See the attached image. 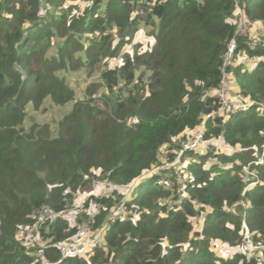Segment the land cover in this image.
Wrapping results in <instances>:
<instances>
[{
    "label": "trees",
    "instance_id": "16d2710c",
    "mask_svg": "<svg viewBox=\"0 0 264 264\" xmlns=\"http://www.w3.org/2000/svg\"><path fill=\"white\" fill-rule=\"evenodd\" d=\"M42 1L44 17L37 15L39 0H0V264H30L33 258L16 232L34 226L42 209L54 214L46 236L53 243L68 241L77 227L61 213L97 178L135 181L127 207L138 217L109 221L104 243L88 258L41 247L48 264H264V254L247 258L234 250L221 257L211 247L214 239L235 247L243 224L255 241H264V157L256 164L254 156L264 150V31L257 32L253 47L245 36H235L234 65L228 69L235 91L255 104L205 122V139L222 138L235 150L184 153L181 162L186 155L192 159L182 167L188 172L182 188L175 171V178L146 176L160 163L163 144L218 108L235 11L262 23L264 0ZM67 2L68 13L51 14L52 4ZM79 2L87 3L82 8ZM135 8L142 14L131 16ZM139 21L153 40L149 50L139 51L132 41ZM131 41L130 50L123 49ZM119 52L120 64L109 67ZM240 55L255 60L252 68L238 61ZM97 64L103 65L101 83H90L85 97L77 98L59 73ZM99 86L104 90L96 95ZM66 104L70 110L54 131L39 121L38 112ZM209 158L215 160L205 167ZM246 164L259 181L248 189L241 177ZM173 191L176 202L166 206L162 200ZM95 201L103 206L97 225L113 204L104 196Z\"/></svg>",
    "mask_w": 264,
    "mask_h": 264
},
{
    "label": "rangeland",
    "instance_id": "374dc122",
    "mask_svg": "<svg viewBox=\"0 0 264 264\" xmlns=\"http://www.w3.org/2000/svg\"><path fill=\"white\" fill-rule=\"evenodd\" d=\"M39 6L43 4L42 0ZM67 3H56L52 4L51 7V14L54 16H57L60 12L63 13H68V8H67ZM85 3L87 2H79L80 7H84ZM45 7V6H44ZM136 9V8H135ZM134 9V10H135ZM39 10V7H38ZM37 10V12H38ZM46 10V8H45ZM133 10V11H134ZM46 13L48 15V9L45 11V13L39 17H44L46 16ZM139 13H132L131 16H139ZM144 18V16H142ZM138 30L136 31V34L133 37L132 41L138 42L140 47L139 51H145L149 50L151 47V44L153 43V40L151 37L146 35V32L144 30V24L143 21H139L138 23ZM107 34V32H105ZM55 40H60V39H55ZM82 41L88 43L86 40L83 38L81 39ZM128 42L123 46V49L125 50H130L131 45L133 42ZM56 49V45H53L51 48V51ZM121 51V50H120ZM121 52H119L117 55H115L113 58H111L108 62L109 67H113L116 65H119L121 62V58L119 57ZM256 59V58H255ZM239 60H244V62H249V61H255L254 59H243V57L240 55ZM243 62V63H244ZM238 63V62H237ZM103 66L101 64H97L96 67L92 70H87L85 68L76 70V71H62L59 74L64 77V79L67 81V83L73 88L74 93L77 98H84L85 97V89L86 87L92 83L95 82L97 84L101 83L100 78H99V72H100V67ZM104 88L102 86H99V90L97 91L96 95H99ZM49 99L46 100L48 102ZM70 104H66L64 106H54L47 108L43 112H38L33 110L34 112H38V119L39 121H45L48 122L51 125V129L54 131L56 129L57 123L56 121L61 118L67 111L70 110ZM133 120V119H132ZM31 119H27L26 121V126L29 125ZM215 139V138H213ZM213 142H215L213 140ZM214 152H221V153H231L232 147L228 145H224L220 142L214 143L213 144ZM218 148H217V147ZM199 155V154H197ZM182 156H180L181 160ZM184 161H190V159L187 158V155L184 156L183 158ZM182 160V161H183ZM214 160V159H213ZM186 162V163H187ZM175 167L173 170L165 173L163 176L168 175V176H174L175 178V173L174 171L179 175V170L176 169ZM184 169V168H183ZM95 174H99V170H94ZM188 172L186 171L181 172V175L184 176V178L188 177ZM259 182V181H258ZM128 188H130V184H116L111 181H109L106 178L102 179H94L89 185H87L83 189H79V191L75 194L72 202L69 204L67 208L63 211V218L67 220L68 224L70 227H77L76 233L73 234L68 240H72V242L76 243H81L87 241L89 238H91L95 233H97L98 230H100L104 224L107 221L108 214L110 210L114 207V205L121 199V198H126L127 201H129L132 198V193H128ZM135 190V188H134ZM171 196L168 198H164L162 202L166 206H171L174 205L175 199L171 198L173 196L176 197V192L173 191V193L170 194ZM101 196V197H107L109 198L113 204L112 208L109 210L108 213L105 214L103 217L102 221L99 224L96 223V217H97V212L103 208L102 203L95 201V198ZM184 194L183 192H180V197H183ZM100 204L101 206L97 208V205ZM137 214L136 210H132L131 207H127V216ZM137 216V215H136ZM53 218V212L51 210H46L42 209L37 216L36 219V224L34 226H27V227H22L16 232V237L17 239L25 246L27 250L26 253L31 255L33 260L30 262V264H48L45 259L41 257V251L40 248L43 247L46 243H49L52 239L51 237H47V233L49 232L48 226ZM135 216H133V219ZM194 220H197L196 225L193 227L198 228L199 225L201 224L202 217L200 215L196 216ZM75 227V228H76ZM41 228L43 229V232H41ZM242 230V229H241ZM211 247L215 254L217 256L221 257H226L231 254V252L234 250L233 247H231L228 243L219 241L217 239H214L212 241Z\"/></svg>",
    "mask_w": 264,
    "mask_h": 264
},
{
    "label": "built area",
    "instance_id": "2783aa9c",
    "mask_svg": "<svg viewBox=\"0 0 264 264\" xmlns=\"http://www.w3.org/2000/svg\"><path fill=\"white\" fill-rule=\"evenodd\" d=\"M146 3L148 4V2ZM45 11H46L45 7L40 5L37 15L41 16L40 14L43 15ZM135 12L139 13L140 15L142 14L140 8H136L133 11V13ZM233 21L236 23L235 34L230 39L227 46V50L223 55L222 64L220 68L221 76L216 91V97L219 103L218 108L216 110L204 114L199 124L196 127L186 130L185 132L172 137L170 142L163 144L160 150L161 151L160 163L154 165L150 170H148V172H146V176H152L154 174L156 175L165 174L173 170L175 167H177L176 169L179 170V175L176 173V181L181 183L180 188H182L184 183V176L181 175V172H183L182 167L186 165L187 161L183 160L181 162V160L179 159L180 156H182L184 153L187 152H192L195 155L201 154L206 150L213 148L214 146L213 144L215 142L216 143L220 142L222 144H225L223 139L221 138H220L221 140L213 139V138H208V139L204 138L206 120L215 115L221 116L225 119L230 114L246 110L252 104H255V101L249 99L244 94L235 91L231 83L232 76L228 69L229 67L234 65L233 60H234V55H235L234 52L236 48L235 36H245L246 44L250 47H253L257 44L259 40L256 37L257 32L262 33L264 31V22L262 23L250 22L244 15L243 11L238 7L233 16ZM260 110L264 111V105L260 106ZM213 140L215 142H213ZM254 156L256 159L255 163L256 164L261 163L264 157V150H262V152L259 155H257L256 152H254ZM187 158L192 159V156H187ZM212 161L213 159L209 158L205 163V167H207ZM249 165L250 164H246L242 166L241 177L243 182L245 183V187H244L245 189L252 187L253 185H255L256 182H258L256 173L250 170ZM135 183L136 182L134 181L130 184V188H128V193H133L135 188ZM197 203L200 204L199 202ZM240 203L242 205H246V206L248 205L247 201L244 200H240ZM100 206L101 205L98 204L97 208H99ZM62 213L61 216H63ZM133 216H135L134 219ZM127 217L128 218L130 217L131 220L135 221L138 216H136V214L127 216V200L126 198H121L110 210L107 217V221L104 224V226L100 230H98L97 233H95L87 241L81 243L72 242V240L55 242V243L50 241L49 243L43 245V247L54 245L61 252L63 257L88 258L93 253V248L95 246L102 245L101 240L103 241V235L105 229L109 224V221L115 219H125ZM240 233H241V239L235 245V247H233L235 251L243 254V256L247 258L262 256L264 254L263 239L259 241H255L253 239L251 232L247 229L245 224H243V228L240 231Z\"/></svg>",
    "mask_w": 264,
    "mask_h": 264
},
{
    "label": "crops",
    "instance_id": "0c3cea01",
    "mask_svg": "<svg viewBox=\"0 0 264 264\" xmlns=\"http://www.w3.org/2000/svg\"><path fill=\"white\" fill-rule=\"evenodd\" d=\"M255 64V61L253 62V61H249V62H247V63H245V66H246V68L247 69H249V68H252V66ZM222 139V138H221ZM220 139V140H221ZM225 146H226V144H224ZM227 147V146H226ZM229 147V146H228ZM232 147V146H231ZM235 150V148L234 147H232V151H231V153L233 152ZM225 153H227V152H225ZM227 154H230V153H227ZM214 159V158H213ZM215 160V159H214ZM213 162V161H212ZM183 194L185 195L186 193H184L183 192ZM176 202V201H175ZM103 237H104V235H103ZM104 243V239H103V241L101 240V244H103Z\"/></svg>",
    "mask_w": 264,
    "mask_h": 264
},
{
    "label": "clouds",
    "instance_id": "9594fccd",
    "mask_svg": "<svg viewBox=\"0 0 264 264\" xmlns=\"http://www.w3.org/2000/svg\"><path fill=\"white\" fill-rule=\"evenodd\" d=\"M211 159H213V158H211Z\"/></svg>",
    "mask_w": 264,
    "mask_h": 264
}]
</instances>
